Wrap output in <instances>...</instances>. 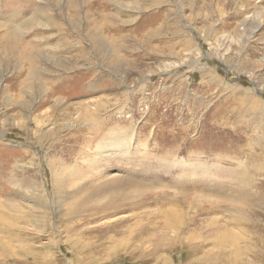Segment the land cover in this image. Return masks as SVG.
<instances>
[{
  "label": "rangeland",
  "instance_id": "1",
  "mask_svg": "<svg viewBox=\"0 0 264 264\" xmlns=\"http://www.w3.org/2000/svg\"><path fill=\"white\" fill-rule=\"evenodd\" d=\"M0 264H264V0H0Z\"/></svg>",
  "mask_w": 264,
  "mask_h": 264
},
{
  "label": "bare ground",
  "instance_id": "2",
  "mask_svg": "<svg viewBox=\"0 0 264 264\" xmlns=\"http://www.w3.org/2000/svg\"><path fill=\"white\" fill-rule=\"evenodd\" d=\"M109 150V149H108ZM103 152H106L105 151V149L103 150ZM100 189L98 188V189H96L95 190V192H98ZM94 193V191H90L88 194H87V199H85V195H84V197H83V200H82V205H85V203H88V199H89V197H90V195L91 194H93ZM110 201L112 202V198L110 199ZM74 212L73 211H69L68 209L66 210V216L67 217H69L70 215H72ZM220 237H222L221 235H220ZM226 239V238H225ZM111 241V240H110ZM96 243V242H95ZM102 244H103V242L102 241H100L99 243H96V244H94V245H96V246H92L91 248H89V249H87V248H85L84 249V251L82 252V253H90V254H92V255H96V254H98V253H104V247L102 246ZM111 247L113 248V244H112V242H111ZM101 255V254H100Z\"/></svg>",
  "mask_w": 264,
  "mask_h": 264
}]
</instances>
